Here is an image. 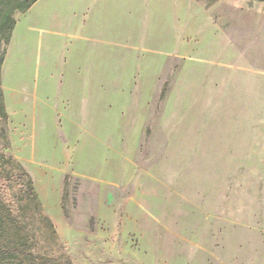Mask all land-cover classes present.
Segmentation results:
<instances>
[{
  "label": "rangeland",
  "instance_id": "1",
  "mask_svg": "<svg viewBox=\"0 0 264 264\" xmlns=\"http://www.w3.org/2000/svg\"><path fill=\"white\" fill-rule=\"evenodd\" d=\"M14 18L0 264H264L263 1L39 0Z\"/></svg>",
  "mask_w": 264,
  "mask_h": 264
},
{
  "label": "trees",
  "instance_id": "2",
  "mask_svg": "<svg viewBox=\"0 0 264 264\" xmlns=\"http://www.w3.org/2000/svg\"><path fill=\"white\" fill-rule=\"evenodd\" d=\"M9 6H11L8 10H6L3 14V21L0 24V32H3L4 36L2 40H4L5 44H9L13 30L16 25V21L14 18L15 12H26L28 11L37 1L39 0H9ZM263 1L264 0H258ZM1 41V40H0ZM4 61L3 57L0 59V64ZM3 118L7 117L6 112L2 109Z\"/></svg>",
  "mask_w": 264,
  "mask_h": 264
}]
</instances>
